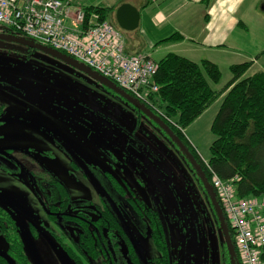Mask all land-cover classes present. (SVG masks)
Returning a JSON list of instances; mask_svg holds the SVG:
<instances>
[{"label":"trees","instance_id":"trees-1","mask_svg":"<svg viewBox=\"0 0 264 264\" xmlns=\"http://www.w3.org/2000/svg\"><path fill=\"white\" fill-rule=\"evenodd\" d=\"M68 1L73 4L78 2V0ZM201 2L204 8L209 9L212 0H201ZM84 8L88 14L98 13L102 21L107 20L114 10V7L107 8L100 5H90ZM0 33L20 35L3 29ZM182 39L184 36L176 33L161 43L176 42ZM263 53L264 50L260 54ZM156 64L154 84L159 87V90L149 91L140 100L141 103L157 115L185 144L210 184L213 182L212 174H216L223 181L231 182L239 198L264 199V70L249 76L247 72L253 66L254 61L233 64L229 68L232 78L223 87L216 89L212 84L217 86L222 80V74L219 66L210 60L195 62L176 53H169ZM113 93L134 111L133 118H127L133 124L130 137H132V142L136 143L135 148L139 149L143 155H147L146 158L156 173L160 172L161 179L167 183L179 222L181 233L179 248L185 246L191 264H232L229 247L216 211L202 180L189 160L160 126L124 98ZM218 100H221L220 108L211 125L215 139L210 147L211 155L206 164L186 137L184 130ZM143 119L152 123L161 137L179 152L190 170L192 179L184 170L181 172L180 169L179 171L171 169L169 163L174 162L173 156L169 149L167 150L166 145L154 134L150 135L143 129L139 138L137 137ZM163 163L164 169L158 165H163ZM165 172H169V175ZM176 173L183 182V187L179 190L175 189L172 182ZM118 186L122 187L121 181L114 179L115 189ZM130 190L131 197L128 198L127 204L132 210L136 209L138 216L144 219L149 236L158 252L152 261L157 264H174L173 247L164 214L146 204L133 191V188L130 187ZM64 192L66 198L68 192ZM152 194L155 196L154 191ZM203 199L209 205L208 210L214 224ZM195 213L198 217L197 224ZM114 220H118L115 215ZM227 224L237 253L236 264H243L236 248L233 228L228 221ZM196 226L200 229V235ZM216 230L219 233V244L215 235ZM262 251L261 258L264 259V247Z\"/></svg>","mask_w":264,"mask_h":264},{"label":"rangeland","instance_id":"rangeland-1","mask_svg":"<svg viewBox=\"0 0 264 264\" xmlns=\"http://www.w3.org/2000/svg\"><path fill=\"white\" fill-rule=\"evenodd\" d=\"M78 2L84 7L97 3L94 0H78ZM252 2L253 5H256V10L254 8L251 10L250 5ZM243 9L248 12L246 18L247 25L244 28V48L235 53L232 51V55L230 56L224 58L221 56L219 58L222 80L217 86L212 84L216 89L223 87L232 78L228 66L230 63L254 61L253 66L247 72L249 76L264 70V53L260 54L262 50H264V0H246ZM113 12L114 10L110 15L113 14ZM109 21L115 25L111 18ZM1 28L2 27H0V29ZM0 45V108L4 107L5 115L16 117L18 114L22 118H29V115L24 110V108L29 107V105L24 100L20 99L22 98L20 97L22 93L29 92L39 99L55 103L56 105L52 104L53 107L51 106L53 109L52 113L53 115L62 117L59 121L55 118L50 119L47 114L32 106V109L38 112L39 117L32 122L29 120L21 122L11 121L2 125V127L7 125V127L0 133V147L2 145L20 147L32 143L35 146L39 145L40 148L51 149L53 153L52 158L48 155H40V159L51 168L56 177L66 184L73 199L76 200L79 198H90L87 181L82 180L83 178L76 180L70 175L71 167L69 166V154L65 153L62 148L58 146L57 141L62 139L65 144L74 152H77L83 160L90 163L94 162L96 166L99 167L104 165L102 162L105 163L104 160L100 159V156H102L101 151L96 150L97 153H100V156L94 153L88 154V147L92 143L98 142L102 145L104 150L109 152L114 150V175L119 179L125 178L150 207L164 214L169 228L171 245L174 251V260L176 264H179L177 262V246H180L181 233L173 206L174 202L170 191L167 189L166 181L161 179L156 173V170H154L152 164H150L149 160L146 158L147 155H143L139 149L135 148L136 143L131 142L128 144V138L122 139L117 134L114 137V149L111 145L105 144L100 138L99 133L98 135H90L88 137L86 143L88 149L82 147L81 144L83 143V132L81 131V126L78 125L79 117L91 122L96 128L102 126L100 122L90 119L88 110L83 111L84 105L88 106V108L96 109L95 111H97L98 114L105 115L110 121L112 120L130 131L133 130V124L128 118H133L134 111L122 99L118 98L117 95H110L108 97L105 91L102 93L100 86H98L100 84L93 78L82 72L78 73L80 72L78 70L76 73L84 76V80L73 74L68 70L69 65L59 59L50 58L48 54L39 50H36L35 55L27 56L19 51L20 48H25V46L13 42H0ZM79 92L81 94H79ZM91 97L96 99L99 103H91ZM220 104L221 102L218 100L207 109L202 116L184 130L186 137L205 161H207L211 155L210 147L215 139V135L211 130V125L217 115ZM30 119L32 118L30 117ZM65 127L67 130H64ZM142 128L150 135L154 134L166 145L167 150L169 149L170 154L173 156L172 159L174 160L173 163H169L171 169L174 171H179L180 169L181 172L184 170L189 178L192 179L190 170L179 152L172 147L166 139L164 140L161 137L158 130L154 128V125L146 119H143ZM105 130L106 128L104 126V131ZM138 133H141V131ZM104 135H106V133H104ZM21 160L23 161L24 159L22 158ZM164 163L163 165H158L164 169ZM165 173L169 175V172ZM9 180L13 182L12 179ZM19 182L21 184L15 187L12 186V188L14 187L13 190L19 192L16 193L17 198L25 206L29 207L31 205L33 209L35 207L40 215L39 206L32 205L36 203V199L30 201L27 183L23 182L21 179H19ZM172 182L176 190L182 189L183 182L177 173L176 177L172 179ZM8 186V177L0 173V191H4ZM152 191H154L156 199ZM203 202L208 210L209 205L207 201L203 199ZM208 212L210 214L209 210ZM210 217L214 224L211 214ZM215 235L217 237V243L219 244V233L217 230L215 231ZM139 240L149 257L154 258L158 255L149 234H145L144 236L139 235ZM0 246L2 248L7 247V243L2 236H0ZM37 247L41 256H43L45 264H53L51 258H48L46 254H44L43 247L39 244H37Z\"/></svg>","mask_w":264,"mask_h":264},{"label":"flooded vegetation","instance_id":"flooded-vegetation-1","mask_svg":"<svg viewBox=\"0 0 264 264\" xmlns=\"http://www.w3.org/2000/svg\"><path fill=\"white\" fill-rule=\"evenodd\" d=\"M36 50L28 47L19 49L27 56L35 55ZM50 58L55 59L51 56ZM68 70L84 80V76L77 74L76 69L69 66ZM98 86L108 97L114 96L110 89ZM20 97L29 105L24 108L29 118H22L18 114L16 117L6 116L4 107H1L0 133L7 127H2L6 122H32L37 119L39 114L32 106L47 114L50 119L59 121L62 118L52 113V104L56 105L55 103L39 99L29 92L22 93ZM90 102L99 103L93 98ZM86 110L90 119L100 122L102 126L96 128L91 122L79 117L78 125L83 132L82 147L87 148L88 137L98 133L105 144L111 145L113 149L116 134L122 139L128 138V144L133 141L130 130L122 129V126L110 121L105 115L98 114L96 109L84 105L83 111ZM64 130H67L66 127ZM142 130L141 126L140 131ZM139 136L140 133L137 137ZM61 140H58L57 144L69 154L70 175L76 180L83 178L82 180L87 181L90 192L88 199H73L66 184L40 159V155L52 158L51 149L40 148L32 143L20 147H0V173L8 177L9 183L6 191H0V236L4 237L7 243L6 248L0 246V264H45L37 244L43 247L44 254L51 258L53 264H157L148 256L139 240V235L149 234L145 221L138 216L136 209L132 210L127 204L128 198L131 197L130 187H133L125 178L119 179L114 175V150H104L98 142L87 148L88 154L100 156L96 150L101 151L100 159L105 163L102 162L104 165L99 167L94 162L83 160ZM158 175L161 177L162 174L159 172ZM19 179L27 183L30 201L36 199V203L32 205L39 206L40 215L35 207L34 210L31 205L25 206L17 198L16 193L19 192L13 188L21 184ZM114 179L121 181L122 187L115 189ZM172 189L175 194L174 188ZM64 191L68 192L66 198ZM133 191L136 192L135 189ZM136 194L138 195L137 192ZM114 215L118 220H114ZM177 249V262L191 264L186 249L178 246Z\"/></svg>","mask_w":264,"mask_h":264},{"label":"built area","instance_id":"built-area-1","mask_svg":"<svg viewBox=\"0 0 264 264\" xmlns=\"http://www.w3.org/2000/svg\"><path fill=\"white\" fill-rule=\"evenodd\" d=\"M0 24L66 53L139 100L159 90L154 84L157 66L151 59L126 55L119 30L68 0H0ZM212 175L243 264H264V199H241L231 182Z\"/></svg>","mask_w":264,"mask_h":264},{"label":"crops","instance_id":"crops-1","mask_svg":"<svg viewBox=\"0 0 264 264\" xmlns=\"http://www.w3.org/2000/svg\"><path fill=\"white\" fill-rule=\"evenodd\" d=\"M94 1L95 6L114 7L108 19L116 26V10L122 4L129 3L140 12L139 27L124 32L129 55L148 56L157 62L169 53H176L195 62L207 59L220 66L221 56L244 48L246 0H212L209 9L204 8L201 0ZM250 7L256 10L253 2ZM176 33L184 39L161 43ZM233 64L237 62L230 63L229 68Z\"/></svg>","mask_w":264,"mask_h":264},{"label":"water","instance_id":"water-1","mask_svg":"<svg viewBox=\"0 0 264 264\" xmlns=\"http://www.w3.org/2000/svg\"><path fill=\"white\" fill-rule=\"evenodd\" d=\"M116 20L119 25V27L125 31H135L139 27V21H140V12L131 4L125 3L122 4L116 11ZM0 40L2 41H8L13 42L28 48H35L41 52H44L48 54L51 57H54L56 59H59L60 61L64 62L65 64L71 66L72 68L86 74L87 76L93 78L96 82L102 84L103 86L109 88L122 98H124L127 102L138 108L142 113H144L146 116H148L151 120H153L158 126L164 130L168 136L173 140V142L179 147L181 152L186 156V158L189 160L197 174L199 175L200 179L202 180V183L209 195V198L211 200V203L216 211V214L218 216L220 225L222 227L223 233L225 235L229 252H230V258L232 261V264H236L237 262V255L236 250L234 248V245L232 243V240L229 235V229L226 223V220L224 218L222 209L217 201L215 191L208 181L206 175L204 174L203 170L201 169L198 162L195 160L193 155L190 153L188 148L185 146V144L177 137L174 132L153 112H151L148 108H146L143 104H141L138 100L133 98L131 95H129L127 92L119 88L117 85L109 81L108 79H105L104 77L100 76L99 74L95 73L88 67L80 65L75 60L71 59L70 57L59 53L51 48L35 44L34 42L27 40L25 38H20L16 36H10V35H4L0 34ZM196 218V224L198 223V217L195 213ZM197 232L200 235V229L198 226H196ZM183 250H185V246L182 247Z\"/></svg>","mask_w":264,"mask_h":264}]
</instances>
